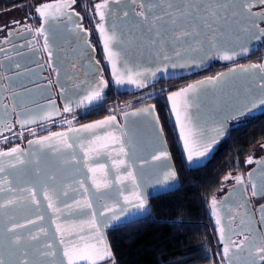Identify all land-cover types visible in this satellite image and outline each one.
Segmentation results:
<instances>
[{"label": "water", "instance_id": "1", "mask_svg": "<svg viewBox=\"0 0 264 264\" xmlns=\"http://www.w3.org/2000/svg\"><path fill=\"white\" fill-rule=\"evenodd\" d=\"M123 2L128 7L127 15L118 11L116 2L106 8L101 43L115 78L122 80L125 86L136 83H128L129 76L135 81L141 78L145 83H150L157 73L165 71L167 63H172L174 67V62H177L178 67H184L200 64L212 55L228 56V60L237 58L254 48L257 41V38H250L254 31L251 23L253 16H249L244 0H220L227 7L220 9L218 15L208 16L205 13L206 22L192 21L197 25L196 32L181 39H176V35L184 29L191 30L189 22H184L182 26L169 25L168 30L160 35H157L156 29L150 30L154 13L160 12L156 7L160 0ZM208 2L215 3V0ZM137 3L154 11L147 12L145 9V17H141L134 9L131 11V7ZM260 20L257 17V21ZM62 26V22L53 23V26L48 25L45 29L54 33L72 31V27L65 30ZM246 28L249 31H245ZM113 35L115 39L110 40L109 37ZM209 36L213 38L209 40ZM66 46L69 45L65 43ZM163 55L167 60L162 59ZM254 65H264V58L259 62L241 63L212 76L201 77L167 94L166 108L187 166L198 165L205 160L228 134L229 121L245 115H256L264 109V105L258 102V98L264 94L261 87L264 85V68ZM176 93L180 95H174ZM169 96H172L171 100ZM252 100H257L252 110L239 111ZM56 116L58 114H52L26 125ZM109 118L114 119L103 128H96L92 132L80 131L85 125L108 121ZM221 128L223 131L217 136ZM96 136L102 139L93 143ZM212 138H215V142L211 149L204 156H199L204 142ZM262 147L264 150V143ZM12 149L15 148L0 153H9ZM18 150L11 156H0V167L5 169L4 173H0V181L7 176L13 189L12 193L0 192V203L10 197L18 200L17 204L0 210V256L11 264H19V253L10 254L8 237L12 234L7 229L16 224L24 225L17 229L16 234L23 237L22 246L28 249L29 261L36 264H67V257L63 256L64 248L70 246L69 241L77 243L81 236H95L91 226L93 219L97 227H101L103 243L108 245L105 234L107 227H102V222L112 216L110 208L114 207L116 211L124 208L126 212L120 216V220L127 217L136 221L148 215L150 198L175 190L180 185L159 116L152 103L121 112L120 121L115 116H108L69 130L30 139L24 148ZM189 153L194 163L188 162ZM162 154H166L167 159ZM158 155L161 159H154ZM101 164L104 165L103 170L98 167ZM93 168L97 170H89ZM262 170L264 153L247 172L248 181L255 183L258 189L264 183ZM129 172L132 173L131 177L128 176ZM170 172L175 173V178L166 180ZM93 180L108 187L98 190ZM26 189H31V192ZM46 191L55 193L54 200L44 198ZM137 193L145 201L143 209L134 206L137 204ZM125 196L129 198V203L125 202ZM50 202L53 207L48 206ZM88 204L92 207H87ZM210 211L217 217L214 207ZM101 212L105 215L101 216ZM134 213L137 215L133 216ZM30 220L35 223H28ZM117 223V220L111 221V224ZM29 233L39 236V240H28ZM62 238L65 239L64 245L60 243ZM45 242L52 244L54 257L37 256L35 249L44 250ZM248 246L247 242L245 247ZM234 254L242 256L238 250Z\"/></svg>", "mask_w": 264, "mask_h": 264}, {"label": "flooded vegetation", "instance_id": "2", "mask_svg": "<svg viewBox=\"0 0 264 264\" xmlns=\"http://www.w3.org/2000/svg\"><path fill=\"white\" fill-rule=\"evenodd\" d=\"M123 1L125 0L117 3L121 14L128 9ZM105 2L110 6L115 0H89L81 4L77 0L74 3L71 0H41L26 8L10 10L12 14L0 17V151L24 148L30 139L69 130L96 119L115 116L120 121L121 112L133 107L121 111L120 107L113 106L109 99L111 91L115 92V101L125 104L126 99L140 87L157 85L187 73L197 74L208 65H226L229 68L246 63L249 61L248 57L264 51V38H257L254 48L231 60L212 55L207 61L196 65L178 67L177 62H174L173 67L172 63H167L165 71L157 73L150 83H145L140 78L134 85L117 84L101 43L106 18L100 19L96 5ZM248 3L253 13L264 12V4H260L259 0L254 3L248 0ZM45 5L49 7L45 8ZM140 5L137 3L131 7V11L134 9L139 14L142 10ZM37 8L44 10V17L36 11ZM84 11L89 12L88 15ZM101 11L105 16L106 8ZM252 19L256 20L259 28H264V21H257L255 16ZM61 22L63 29L72 27V31L54 33L45 29L48 25ZM253 30L255 31L254 28ZM65 43L69 46L65 47ZM165 57L163 55L162 59L167 60ZM245 58L247 59L241 61ZM100 81L104 82L100 85L102 99L93 102L84 99L88 86L95 87ZM66 106L71 110L65 112ZM52 114L58 116L26 125ZM252 116L254 115H245L231 120L229 127L247 121ZM257 149L261 151L259 155L245 159L242 173L226 175L231 178L225 177L218 191L209 200L210 210L213 207L212 201H216L214 209L217 217L211 211L210 214L216 226L218 254L223 264H264V252L259 251L264 247V226L260 224L259 211L261 205H264V197L252 195L247 178V172L264 153L262 144L255 150ZM249 159L253 163H248ZM263 172L264 170L261 171ZM237 177L242 178V185L236 183ZM218 219L220 224H217ZM221 227L225 236L223 242L219 231ZM109 228L105 229L106 236ZM99 235L103 237L102 230ZM93 237L94 235L85 238ZM254 237L256 239L253 243ZM92 242L96 243V240L92 239ZM247 242L250 246L245 247ZM80 243L81 240L77 242ZM97 246L103 250L105 244L98 243ZM226 246L229 248L227 257L224 253ZM236 250L242 256L235 255ZM111 258L112 256L98 259L96 264H110ZM76 264L88 262L77 260Z\"/></svg>", "mask_w": 264, "mask_h": 264}, {"label": "trees", "instance_id": "3", "mask_svg": "<svg viewBox=\"0 0 264 264\" xmlns=\"http://www.w3.org/2000/svg\"><path fill=\"white\" fill-rule=\"evenodd\" d=\"M38 1L41 0H0V16ZM77 1L81 4L89 0ZM263 55L264 51L258 52L248 57L246 62L261 60ZM226 68V65H208L197 74L187 73L143 87V91L150 92L149 96L142 103L131 106L153 104L180 185L175 190L150 198L145 218L127 223L126 227L107 230L112 264H223L218 254L216 226L210 214L209 200L226 175L242 173L247 156L264 143V109L247 121L229 127L228 134L203 162L187 166L178 147L165 100L170 91ZM114 93H109L110 100L115 99Z\"/></svg>", "mask_w": 264, "mask_h": 264}, {"label": "snow or ice", "instance_id": "4", "mask_svg": "<svg viewBox=\"0 0 264 264\" xmlns=\"http://www.w3.org/2000/svg\"><path fill=\"white\" fill-rule=\"evenodd\" d=\"M71 2L74 3L75 0H71ZM115 2L120 3V0H115ZM132 2L136 3V0H132ZM252 2L254 3L256 2V0H252ZM259 3L264 4V0H259ZM244 4L247 5V11L250 17L252 16L259 17L262 21H264V12L253 13L251 11V5L248 3V0H244ZM44 7L47 8L49 6L45 5ZM107 7H108V4L106 2L96 5L97 14L100 15L101 20H104L105 18L104 12H102L101 9L107 8ZM140 7L142 10L138 15H140L141 17H145V9L147 10V12L154 11L153 8H146V5L144 4H141ZM156 7L160 9V12L154 13L153 23L150 26V30L152 28L156 29L157 35H160L162 31L168 30L167 26L169 25L182 26L184 22H189L191 24V30L184 29V31L181 34L176 35V39H181L183 36L192 35L193 33L196 32L197 25L192 24L191 23L192 21L205 20L206 22V17L204 15L205 13L208 14V16L218 15L219 10L225 9L227 5L225 3H221L220 0H215V3L208 2V0H160V3L156 5ZM233 7L235 8L239 6H233ZM36 11L40 14L41 17L45 16V12L42 8H37ZM125 15H127V13H125ZM251 23L255 31L251 32L250 38H264V30L259 28V26L256 23V20L253 19ZM209 28L213 32H215V29L212 28V25H209ZM40 31L42 32L43 29H41ZM101 31H103L102 28H101ZM245 31H249V30L246 28ZM212 38H213L212 36L208 37L209 40H211ZM109 39L114 40L115 36L113 35L109 37ZM45 49L47 50V44L45 45ZM165 58L167 59V57ZM224 58L229 59L230 57L225 56ZM253 67L264 68V65H259V66L254 65ZM160 70L163 71V69H160ZM135 82L136 81L133 80L131 76H129L128 83H135ZM103 83H104L103 81H100L99 84H97L95 87H93L92 85H89L87 88V92L84 93V99L88 100L89 102L99 101L100 99H102L100 85ZM116 83L121 84L123 83V81L120 79H117ZM138 86H142V85H138ZM261 87L264 88V85H262ZM174 95H180V93H176ZM169 99L171 100L172 96H169ZM258 102L260 105H264V94H262V96L258 98ZM256 104H257V100H252L247 105H245L244 108H241L239 111L244 112L245 110H252L256 106ZM70 110L71 109L69 106H66L64 109L65 112H68ZM173 111L175 112V105L173 106ZM113 119L114 118H109L108 121H98L95 124L85 125L83 126L82 129H80V131L92 132L96 128H103L107 123L111 122V120ZM178 122H179V117H178ZM221 131H223L222 128L217 131V136L220 135ZM181 135L183 137V132L181 133ZM100 139H102V137L96 136V140L93 141V143H95L96 141ZM214 142H215V138L205 141L203 144V151L199 152L198 155L204 156L205 153H207L211 149V146ZM37 143H42V141H37ZM69 147H71V145H69ZM18 151H19L18 149H12L11 152L9 153H0V156H4V155L11 156L13 153H16ZM121 152H123V148H121ZM85 155L87 156L88 153L86 152ZM162 155L164 156L165 159H167L166 154H162ZM16 159L19 160V157H16ZM154 159L160 160L161 156L159 155L155 156ZM187 160L190 164L194 163V158L191 153L188 154ZM247 162L253 163L252 159H249ZM20 163H23V161H20ZM10 166L15 167V165H11V164ZM98 167L100 170H103L104 165L101 164V165H98ZM89 170L92 172H95L97 169L93 168ZM4 172H5L4 167H0V173H4ZM128 176L131 177L132 173L129 172ZM249 176H251V173L249 174ZM169 178L174 179L175 173L170 172L168 177H165L166 180ZM230 178L231 177L229 176V177H226L225 179H230ZM93 183L95 184L98 190L101 188L108 187L107 184H103V185L97 184L95 180H93ZM236 183L238 185H242L243 184L242 178L237 177ZM251 190H252L253 196L259 195L261 197H264V183H262L259 186V189L257 188V185L255 183H251ZM2 191H6L8 193H12L13 191L12 187L10 186V181H8L7 176H5L2 181H0V192ZM26 191L31 192V189H26ZM44 198L46 200L52 201L55 198V193L46 191L44 193ZM124 199L126 203H129V198L127 196H125ZM32 200L33 202H35L34 196L32 197ZM136 200H137V204L134 206L139 209H143L145 201L140 196L139 193H137L136 195ZM17 203H18V200L10 197L5 202L0 203V210L6 209ZM212 204H213V207L215 208L216 201L213 200ZM48 206L53 207V204L50 202ZM87 207L91 208L92 205L88 204ZM109 210L112 211V216L107 217L103 220L102 227H108L111 224L112 220L119 221V223L117 224H111V227L113 228L126 227L127 223L136 222L134 219H129L127 217L125 218V220H120V216L126 212V209L124 208H120L119 211H116L115 208L113 207V208H110ZM259 211L261 213L260 224L261 226H264V205H261ZM100 215L104 216L105 213L101 212ZM135 215L137 214L134 213L133 216ZM28 223H35V221L30 220ZM217 224H220L219 219L217 220ZM91 226H92L94 233L96 234L92 239H95L96 243H93L92 239H86L85 236L80 237V240L82 241V243L80 244H77L74 241H69L68 243L70 246L65 247L63 250V256L67 257V264H76L77 260L87 261L88 264H96L98 259L102 260L105 257H111L112 255L111 249L107 244H105L103 250H101L97 246L98 243H103V238L99 235L101 232V227H97V222L95 219L92 220ZM21 227H24V225L16 224L13 227L7 229V231L12 234L11 236L8 237V247L10 250V254L14 252L19 253V255L17 256V260L19 264H36V262L28 260V256H29L28 249L22 246L23 237L16 234L17 229ZM40 231L44 235H47V233H44L43 229H41ZM57 231H59V228L57 229ZM219 231L221 235V241L223 242L225 239L223 227H221ZM27 239L30 241H37L39 240V236L29 233ZM255 239L256 237H254L253 243L255 242ZM60 243L64 245L65 239L62 238L60 240ZM52 247H53L52 244L45 242L44 250H41L40 248H36L35 252L38 257L40 256L54 257L55 253L51 251ZM259 251L264 252V247L260 248ZM224 253L226 257L229 255V248L227 246L224 248ZM0 264H11V262L7 261L4 258V256H0ZM110 264H112L111 261H110Z\"/></svg>", "mask_w": 264, "mask_h": 264}, {"label": "rangeland", "instance_id": "5", "mask_svg": "<svg viewBox=\"0 0 264 264\" xmlns=\"http://www.w3.org/2000/svg\"><path fill=\"white\" fill-rule=\"evenodd\" d=\"M18 8H20V7H18ZM18 8H15V9H18ZM22 9V8H21ZM85 9V8H84ZM87 10V9H86ZM85 12V14H87L88 15V13L89 12H87L86 13V11H84ZM13 12H11L10 10L9 11H6V12H4L2 15L3 16H5V15H8V14H12ZM1 15V16H2ZM0 16V17H1ZM1 18H3V17H1ZM263 49H264V47H263ZM149 93L150 92H146V91H143V87L142 88H139V90H138V92L137 93H135V95H132V96H129L127 99H126V103L124 104V103H119V102H117V101H115L114 99H112V100H110V102H112L111 104L113 105V106H117V107H120V110L122 111V110H125V109H127V108H129V107H131L132 105H134V104H136V103H142L143 102V100H146L147 99V97L149 96ZM259 148V147H258ZM261 151H260V149H257V150H254L253 152H251L248 156H247V158H254L255 156H257V155H259V153H260Z\"/></svg>", "mask_w": 264, "mask_h": 264}]
</instances>
